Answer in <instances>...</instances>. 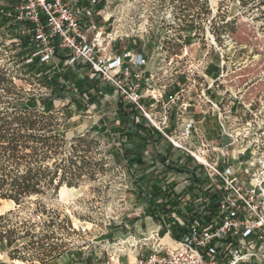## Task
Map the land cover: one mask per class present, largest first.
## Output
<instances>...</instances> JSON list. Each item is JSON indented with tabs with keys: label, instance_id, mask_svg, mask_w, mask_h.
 I'll return each mask as SVG.
<instances>
[{
	"label": "rangeland",
	"instance_id": "obj_1",
	"mask_svg": "<svg viewBox=\"0 0 264 264\" xmlns=\"http://www.w3.org/2000/svg\"><path fill=\"white\" fill-rule=\"evenodd\" d=\"M18 3L0 0V10L13 14ZM252 5L241 7L239 0H111L103 13L111 16L110 26H102L108 27L107 32L129 36L115 48L143 50L154 64L161 98L154 109L146 111L152 114V123L161 124L165 109L163 132L168 138L177 140L182 121H191L195 132L185 143L197 157L203 144L209 159L252 162L258 174L264 175V7L255 9ZM230 21H234V32L226 33L223 25ZM191 24L193 28H188ZM212 29L220 35L219 42ZM28 31V25L14 17L0 24V64L16 72L13 83L23 100H52L58 110L68 106L61 113L66 139L89 133L99 142L92 156L104 163L103 171H97L93 180H82L62 198L58 191L56 196L41 199L71 223V229L59 232V237L81 260L68 256L62 264H74V259L77 264L88 260L96 264L102 259L109 264L118 258L129 264L135 249L142 243L150 246L155 234L161 237L169 227L160 210L162 198L152 196L150 189L153 183H160L156 178L159 173L153 176L162 169L157 147L163 142L172 148L171 142L160 134L141 149L144 164L140 168L128 163L123 149H131L138 140L126 134L120 122L144 119L156 134L159 132L140 111L124 104L111 89L100 87L97 78H89L79 67H64L60 55L53 63L41 64L34 56L37 50ZM22 39H26L25 46ZM42 77L52 87H43L38 82ZM125 113L130 116L124 118ZM198 116L206 120L197 123ZM181 154L194 162L186 152ZM150 167L158 169L149 171ZM141 175L148 176L146 181H139ZM161 187L169 191L170 184ZM31 200L18 210V216L26 218L35 209V198ZM10 210H16L14 204L0 201V214ZM140 221L143 228H159L140 231ZM0 264L26 263L11 261L0 248Z\"/></svg>",
	"mask_w": 264,
	"mask_h": 264
},
{
	"label": "built area",
	"instance_id": "obj_2",
	"mask_svg": "<svg viewBox=\"0 0 264 264\" xmlns=\"http://www.w3.org/2000/svg\"><path fill=\"white\" fill-rule=\"evenodd\" d=\"M109 3L111 0H19L13 14L9 11L6 16L28 25L37 50L34 56L41 64L53 63L60 55L64 67H79L89 78H97L100 87L111 89L124 104L140 111L169 139L172 148L194 158L202 180L196 183L191 200L178 206L184 217L176 211L170 214L183 230L179 238L174 239L166 227L163 236L155 234L150 246L142 243L134 250L133 264H264V175L258 174L252 162L209 159L203 144L197 157L185 143L195 132L191 121H182L177 140L163 132L165 109L163 122L152 123V114L146 110L154 109L161 98L157 70H146L150 58L143 50L115 48L129 36L107 32L111 16L103 13Z\"/></svg>",
	"mask_w": 264,
	"mask_h": 264
},
{
	"label": "trees",
	"instance_id": "obj_3",
	"mask_svg": "<svg viewBox=\"0 0 264 264\" xmlns=\"http://www.w3.org/2000/svg\"><path fill=\"white\" fill-rule=\"evenodd\" d=\"M239 1L241 7L250 3L255 9L264 7V0ZM6 14L0 10V24L8 21ZM233 25L234 21L226 22L224 32L233 33ZM214 29L210 32L219 42L220 35ZM21 44L25 46L26 39H22ZM30 74L36 77L33 72ZM14 78H17L16 72L0 64V201L12 203L16 208L0 214V248L11 261L47 264L71 250L70 245L59 237V232L71 229V223L67 217L47 208L41 199L56 196L63 186L77 188L82 180H93L97 171H103L104 163L93 158V149H97L99 142L89 133L66 139L61 113L68 106L58 110L52 100H23L13 83ZM38 82L45 88L52 87L44 77ZM129 114L135 116L134 112ZM129 114H123L124 118ZM120 124L127 129L126 134H132L138 140L131 149L124 147L123 157L132 166L140 168L144 164L141 149L149 141L155 142L160 135L144 119L139 123L131 119L128 124L123 121ZM150 191L152 196H161L160 210L167 216L171 236L178 239V233L183 230L170 218V212L183 202L176 201L159 182L153 183ZM31 198H35L33 202L37 206L28 217L21 218L18 210L32 202ZM176 211L184 217L179 209Z\"/></svg>",
	"mask_w": 264,
	"mask_h": 264
},
{
	"label": "crops",
	"instance_id": "obj_4",
	"mask_svg": "<svg viewBox=\"0 0 264 264\" xmlns=\"http://www.w3.org/2000/svg\"><path fill=\"white\" fill-rule=\"evenodd\" d=\"M146 70L148 72H154V70L156 69H154L153 63H149ZM164 99H166V97H164ZM171 119L172 117H170V121ZM196 119H197L196 120L197 123L201 124L206 120V117L198 116L196 117ZM200 129L202 130V132H204L202 128ZM158 134L160 135V133ZM157 148H158L157 149L158 154L161 155V157L164 159L161 158V161H162L161 168L162 169H159L158 172H154L153 176L159 173V175L155 177L160 181V184H170L169 192H171L174 195V199L178 202L181 201L183 203H186L187 201L191 200V197L193 196L192 195L193 190L196 186V183L201 182L202 175L196 169L195 163L191 162L188 159L185 160L180 151L176 149H172L170 145L165 144L163 142ZM170 153H172V155H169ZM154 164L156 165V163ZM150 168L151 169L149 171H153V169H158V167L157 168L150 167ZM149 171H146L145 173L148 174ZM141 176L142 177L140 178V182L142 181L144 182L146 181V178H148V176L146 175H141ZM175 209L177 210L178 208L176 207ZM171 212H174V211H171ZM142 224H143L142 221H140L137 225L140 231H142V229H145V231L151 232L159 228V225L158 226L154 225V226H151L150 228H148L147 226H144L143 228ZM164 240L168 242L169 244H171V239H169L168 237H165ZM68 256L69 257L76 256L77 259L81 260V258H79L80 257L79 253H76L74 252L73 249H71L70 251L66 252L64 255H62L58 259L52 262H49L47 264H62L64 262V259H66ZM74 261L76 262L74 264L78 263L76 259H74ZM133 262L134 260L132 261L131 259V261H129V264H133ZM83 264H95V263H94V260H91V261L88 260L84 262ZM96 264H107V262H105V259H102L99 262H96ZM109 264H128V263L125 260L118 258V260L114 261L113 263H109Z\"/></svg>",
	"mask_w": 264,
	"mask_h": 264
},
{
	"label": "bare ground",
	"instance_id": "obj_5",
	"mask_svg": "<svg viewBox=\"0 0 264 264\" xmlns=\"http://www.w3.org/2000/svg\"><path fill=\"white\" fill-rule=\"evenodd\" d=\"M68 190H70V189H68V188H66V187H61L60 189H59V195H60V197L62 198L63 197V195H64V193L66 192V191H68ZM15 263H18V261H14Z\"/></svg>",
	"mask_w": 264,
	"mask_h": 264
}]
</instances>
